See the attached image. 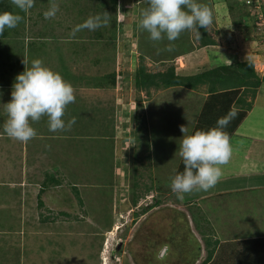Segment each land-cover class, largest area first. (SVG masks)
Here are the masks:
<instances>
[{
    "label": "rangeland",
    "instance_id": "374dc122",
    "mask_svg": "<svg viewBox=\"0 0 264 264\" xmlns=\"http://www.w3.org/2000/svg\"><path fill=\"white\" fill-rule=\"evenodd\" d=\"M45 2L37 3L39 10L34 17L26 16L17 27L5 28L2 46L7 52L6 61L14 62L15 67L8 70L9 66L3 64L0 84L13 85L15 77L25 71L24 60L30 66L33 59H41L73 86L76 100L67 105L62 119L66 121L67 115L70 118L75 114L78 124L72 126L77 128L73 132L68 130L74 137L72 141L51 140L46 135L48 138L42 141H37L38 136L27 142L29 159L38 157L40 161L36 168L25 171L29 180L23 181L27 183L25 189L17 191L13 184H9L10 188L0 185V200L6 198L4 202L8 204L0 203L3 207L0 221L12 224L1 223L0 236L4 239L1 244H14L11 234H16L19 243H24V248L21 246L22 250L15 255L10 251L8 258H0V264L19 261L24 264H149L147 258L153 254L148 248L152 243L146 247L143 239L155 240L160 236L175 242L177 234L182 232L179 228L188 219L186 213L180 219L176 217V207L170 206L177 203L172 191L164 193L161 203L155 202L157 189L148 190L150 180L159 175L162 183L169 186L180 143L171 141L170 137L175 134L179 139L176 128L184 120L182 112L196 114V109L201 110L210 96L205 85L197 90L184 87L139 90L134 83L135 72L142 62L150 72L174 66L179 74L193 75L222 63L252 61L263 76L264 0H198L211 10L213 23L207 30L184 31L173 42L166 38L151 40L140 22L135 27L136 10L130 0H75L73 9L60 5L54 19L44 18L43 13L50 7ZM86 2L91 6L84 7L82 3ZM10 3L11 12L21 13L11 0ZM106 12L110 17L106 26L70 36L73 28L89 16ZM202 30L214 39V45L202 44L199 37ZM112 74H115L116 86L112 85ZM239 92L237 95H244L248 101L253 98L252 90L244 93L241 88ZM253 102L256 107L247 122L262 127L264 84ZM221 103L211 101L209 112L213 123L229 112L230 108L226 110ZM236 104L233 101L231 106L237 107ZM5 115L7 119L6 112ZM35 128L37 133L45 129L44 133H51L46 116L35 122ZM137 128H141L138 135ZM147 130L151 141L157 142L158 160L153 145L151 148L146 145L144 152V146L136 142L144 144ZM238 139L231 141L232 148H237L233 151L237 166L244 160L246 151L245 141ZM159 141L165 143L158 146ZM6 142L8 146L15 145ZM0 148L4 151L6 147ZM14 148L9 164L2 162L4 156L0 155V181H5L8 175L20 177L22 174L23 161H19V149ZM13 167L15 170L6 175ZM51 174L56 180L42 191ZM152 185L156 186V182ZM192 195L186 193L183 197L193 199ZM134 198H138L136 204ZM15 199L18 200L15 202ZM257 229L264 232V225ZM172 250L175 252V247ZM1 251L6 252L0 248V257ZM151 260L152 264L160 262L156 258Z\"/></svg>",
    "mask_w": 264,
    "mask_h": 264
},
{
    "label": "crops",
    "instance_id": "0c3cea01",
    "mask_svg": "<svg viewBox=\"0 0 264 264\" xmlns=\"http://www.w3.org/2000/svg\"><path fill=\"white\" fill-rule=\"evenodd\" d=\"M43 1L45 2V0H35L34 7L23 15L24 20L29 17H34L35 13L39 10L38 7H36L37 3H42ZM73 1L75 2V0H54V2L59 6L62 5L68 9L75 8L73 7ZM130 1L131 4H133L132 6L134 7V10H136L135 15L137 20L135 24L133 22V25L136 27V24L138 26V23L140 22L139 20H141L142 11L147 7V2L146 0ZM51 2H53V0H46L45 4L47 5ZM82 5L84 7L89 5L91 6L89 2L82 3ZM131 29L134 31L132 27ZM187 57L190 56H184L186 59ZM6 59L7 52L5 51V47L0 44V63ZM0 78H2V64H0ZM11 91L12 85L0 84V146L6 147L4 151H2L0 148V155L4 156L1 161L9 164V157L13 155L12 153L15 151L14 146H16L20 153L19 161H23V164L26 163V165L24 168L22 164V174L20 177L8 175V178H5V181H0V185H5L10 188L11 185L9 186V184H13L16 186L15 189L19 191L20 189H25L27 186V183L23 184V181H29L25 176V171L30 168L32 169L35 166L37 167V163L40 161V158L37 157L35 159H29L30 151L27 147V142H20L11 139L3 132V124L6 121L4 104L10 102ZM202 107L201 110L197 108V113H193L192 115H184L181 110L184 120H182V122L180 121V123L181 125L189 127V134L194 133L196 130L206 131L216 126V123L211 122V119L213 118V115H210L211 112H205V108ZM255 107L256 106L254 104L252 108L245 114L244 118H242L240 121L236 120L238 119L237 117H239L238 111L240 108H237L234 105L229 107L230 109L228 111L234 108L237 112V115L230 120V123L226 128L223 129V131L229 136L231 147L234 145L231 141H237L239 140L238 138H241L245 141L244 146L246 151H242L244 154V160L238 166L235 164L236 154H234L233 151L236 152L237 148L234 149L233 147L232 155L229 160L230 165L225 164L221 166L222 176L213 188L209 189L208 191L191 192V194H193V199H185L184 197L183 199H178L176 195V205L170 206L171 208L176 207V217L178 216L180 219L183 217V213H186L188 214V219L186 220L185 224L179 228V230L182 232L177 234L175 237V242H173L172 239L168 241L167 237L163 238L160 236L157 238L155 237V240L143 239L146 242H144L146 247L149 243H152L149 246L152 249L148 248L152 251L151 254H153V256L149 255L147 258L150 259L149 264H152L151 259H157L158 251L163 246L167 247V254L164 257V260L160 262H153V264H264V232L257 229L258 227L264 225V126H258L257 128L254 126V124L247 122V119L249 118L248 115L255 110ZM164 112L162 113L164 114ZM149 113L152 112L150 111ZM189 116L191 118H189ZM71 117L76 119V123L73 126L78 124L76 115L71 114L70 118ZM70 118H68L67 115V118L65 117V123H67ZM149 118L150 120L154 119V117ZM245 122H247V124H245ZM148 123L149 119L147 121V124ZM151 123L152 125L155 124L152 121ZM156 123L159 122L157 121ZM181 125L176 128L179 139L174 134L171 135L172 137H170L172 138L171 141H181L183 138V133L180 131ZM32 127H35V122L32 123ZM116 127L117 124L114 127L113 132H116ZM35 129L37 131V128ZM76 129L77 128L75 127H71L72 132ZM45 130L43 132L37 133L36 137L39 136L40 138L37 141H42V139L48 137H51V140L60 139L62 141H72L74 138L71 134V131L68 130L59 132L57 131L55 133H44L47 131ZM166 132L167 129L162 135H165ZM46 135L50 136L47 137ZM110 136L115 141H120V139L116 138V136ZM36 137L32 138L31 140L34 141ZM145 138V141H148V138L150 139L149 146L151 148L153 145L154 154L157 153L156 158H158L159 152L157 151V142L155 141L154 143V141H151L148 130ZM6 141H10L15 145L13 147L8 146ZM161 142L165 143V141ZM161 142H158V146H161ZM251 155H254V157L252 158ZM177 160L176 166L174 167V176L177 173L184 171L183 159L178 156ZM12 170H15V168L13 167L12 169L6 171V175L7 172ZM159 171L160 170L158 169V172ZM0 180H2V178H0ZM13 180H16V183H12ZM155 191V196H157L158 192L157 190ZM5 199L1 198L3 201L0 200V203L8 205L4 202ZM17 200L15 199V202ZM187 204L189 205L188 207L185 206ZM0 208L3 207L0 206ZM184 208L188 210H185ZM179 219H177V221H179ZM1 223L2 225H12L9 223L7 224L6 222L3 223L1 220L0 226H2ZM186 231H188V234H186ZM11 235L14 236L12 238L15 239V243L18 244L15 246H13L15 243L12 245L10 244L11 248L7 244L3 246L1 242H4V239L2 236H0V248L6 251L5 253L1 251L2 254L0 258H8L11 255L10 251L15 255L18 250H22L20 248L21 246L24 248V243H19L18 236L16 234ZM7 241L10 243L9 238ZM172 246L175 247V252H173ZM210 250L213 252L209 257ZM131 254H134L133 251H131ZM169 260L172 262L175 261V263H170ZM18 264H24V262L22 261L20 263L19 261Z\"/></svg>",
    "mask_w": 264,
    "mask_h": 264
},
{
    "label": "clouds",
    "instance_id": "9594fccd",
    "mask_svg": "<svg viewBox=\"0 0 264 264\" xmlns=\"http://www.w3.org/2000/svg\"><path fill=\"white\" fill-rule=\"evenodd\" d=\"M12 4L27 13L34 7L35 0H11ZM147 7L142 11L140 26L149 33L153 41L167 39L176 41L184 31L203 28L207 30L213 23L211 10L198 0H146ZM59 5L51 2L43 15L54 19ZM23 17L13 12H0V33L5 28H15ZM109 15L89 16L83 23L73 28L70 36L82 30L95 31L109 22ZM169 50H171L169 48ZM25 71L18 74L13 82L10 102L4 104L7 119L3 132L11 139L28 142L36 137L32 127L42 116L47 117L50 132L66 131L76 123L72 118L67 123L62 117L76 96L73 86L64 80L59 72L46 66L41 59H33L29 66L24 60ZM237 115L233 108L228 115L217 120L216 126L208 130H196L189 134L188 127L181 125L183 138L179 143L178 154L183 159L184 171L171 178L170 187L178 199L193 191H208L222 176L221 166L229 162L232 155L230 138L224 128ZM176 152V154H177ZM175 154V155H176ZM167 247L159 249L157 259L163 261Z\"/></svg>",
    "mask_w": 264,
    "mask_h": 264
},
{
    "label": "trees",
    "instance_id": "16d2710c",
    "mask_svg": "<svg viewBox=\"0 0 264 264\" xmlns=\"http://www.w3.org/2000/svg\"><path fill=\"white\" fill-rule=\"evenodd\" d=\"M0 12H11V3L10 0H0ZM16 14H25V12L16 13ZM22 15V17H23ZM24 18V17H23ZM23 20V19H22ZM242 21V20H240ZM6 36V31L0 33V44H2V38ZM199 37L204 46L206 45H214L215 41L211 37L206 36L205 30L200 31ZM5 66H9L8 70H14L15 63H11L9 61L3 60L2 63ZM4 74V73H3ZM115 74H112V85H117V80L115 79ZM3 76V75H2ZM134 83L136 88L139 90H149L150 88L156 89H167L173 87H184L191 90H197L201 86H206L207 93L210 98L205 102L204 108L205 112H209L212 108L211 101L212 100H220L222 101V105L227 110L232 105L233 101H236V106L239 109V117L236 119L240 121L244 118L245 114L252 108L254 97L258 90L261 89L264 84V75L261 76L255 69L252 61H238L236 63L230 64H220L210 68L201 73L193 74V75H183L179 74L174 66H170L167 70L158 71V72H150L146 69V66L142 62L141 65L135 72ZM245 91L252 90L253 98L248 101V99L243 96H238L241 93L240 89ZM238 94V95H237ZM224 101L229 102L227 105ZM226 106V107H225ZM235 122V121H234ZM234 128V125H233ZM138 131H141V128H137L135 134L138 135ZM139 143V146H144V152L146 145H149V141H136ZM150 147V146H149ZM149 149V148H148ZM148 151V150H147ZM149 156V155H148ZM150 157V156H149ZM158 160V158L156 159ZM56 179L53 177V174L49 176V181L45 183L42 187V191L46 188L47 184L50 182H54ZM156 182V186L152 185V183ZM169 181V180H167ZM171 181V180H170ZM165 186V183H162V177L157 175L156 177H152L150 180L151 187L148 190L157 189V196H155V202L157 204L161 203L160 199L163 198L164 193H170L171 187ZM168 188V189H167ZM138 198H134V203H137ZM42 204V202H40ZM154 206H156L154 204ZM213 251L210 250L209 257Z\"/></svg>",
    "mask_w": 264,
    "mask_h": 264
},
{
    "label": "flooded vegetation",
    "instance_id": "af4514ba",
    "mask_svg": "<svg viewBox=\"0 0 264 264\" xmlns=\"http://www.w3.org/2000/svg\"><path fill=\"white\" fill-rule=\"evenodd\" d=\"M131 250V249H130Z\"/></svg>",
    "mask_w": 264,
    "mask_h": 264
}]
</instances>
